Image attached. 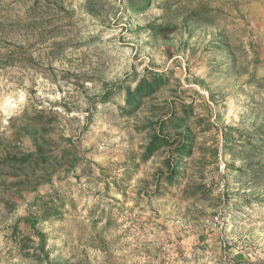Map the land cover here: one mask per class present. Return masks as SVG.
<instances>
[{"label": "rangeland", "instance_id": "rangeland-1", "mask_svg": "<svg viewBox=\"0 0 264 264\" xmlns=\"http://www.w3.org/2000/svg\"><path fill=\"white\" fill-rule=\"evenodd\" d=\"M0 264H264V0H0Z\"/></svg>", "mask_w": 264, "mask_h": 264}, {"label": "trees", "instance_id": "trees-1", "mask_svg": "<svg viewBox=\"0 0 264 264\" xmlns=\"http://www.w3.org/2000/svg\"><path fill=\"white\" fill-rule=\"evenodd\" d=\"M153 83V82H152ZM153 87H155L154 85H149L148 86V89L149 91H147L145 94L147 93H151L153 92ZM142 86L141 84L138 85V87L136 88V91L134 92H128L127 93V100H126V104H127V107L131 108L132 110H135L136 108H138L141 104V100H142ZM157 137H154L151 141V143L148 145V147H146L145 149V152L143 154V161H146V159L150 158L154 152L157 150V148L159 147V145L157 146ZM188 143L187 141L186 142H183L179 148L180 150V154H186V150L188 149ZM32 154L30 155H27L26 157H24L22 160L20 161H13L15 162L14 164L15 165H18V164H24L26 161L29 160V158H31ZM180 165H178L177 167H179ZM45 217H49V215L47 214V212L44 213V218Z\"/></svg>", "mask_w": 264, "mask_h": 264}]
</instances>
